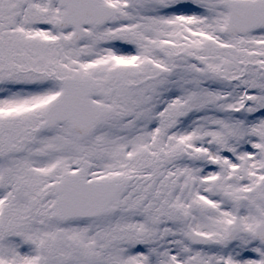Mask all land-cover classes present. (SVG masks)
I'll return each instance as SVG.
<instances>
[{
	"label": "snow or ice",
	"instance_id": "snow-or-ice-1",
	"mask_svg": "<svg viewBox=\"0 0 264 264\" xmlns=\"http://www.w3.org/2000/svg\"><path fill=\"white\" fill-rule=\"evenodd\" d=\"M0 264H264V0H0Z\"/></svg>",
	"mask_w": 264,
	"mask_h": 264
}]
</instances>
